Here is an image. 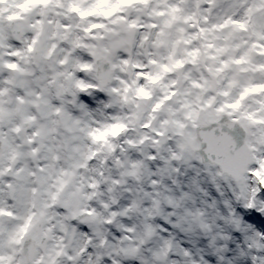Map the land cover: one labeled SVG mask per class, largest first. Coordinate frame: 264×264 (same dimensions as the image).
I'll return each mask as SVG.
<instances>
[{"label":"snow or ice","instance_id":"6c2138e0","mask_svg":"<svg viewBox=\"0 0 264 264\" xmlns=\"http://www.w3.org/2000/svg\"><path fill=\"white\" fill-rule=\"evenodd\" d=\"M3 2L0 0V4ZM105 6L108 10H104ZM19 7L25 13L38 9V15L46 16L53 8H65V5L62 0H23ZM66 9L57 14L72 19L68 13L83 18L97 14L111 17L121 9L128 11L127 16L119 15L111 20L108 44L102 51L110 56L133 47L144 49L143 53L137 51V55L147 57V70L144 63L128 59L121 60L120 69L124 71V66L130 65L134 70L135 96L148 101L145 114L151 111L158 125L153 134L166 137L170 132L177 138L175 147L167 149L170 160L183 159L187 163L194 158L206 166L208 183L215 194L201 187L195 178L189 185L201 194L203 207H184L182 213L165 212L161 201L153 199L152 207L144 209L146 221L153 217L164 221L160 230L167 236L161 237L157 258L167 256L170 251L186 257L192 255L168 232L167 225H171L190 238L202 234L207 248L220 264H232L231 260L225 262L223 255L230 242L237 236L247 240L248 234L255 231L246 221V215L254 212L264 216V155L254 154L256 149L250 139L264 144V0H96L90 8H81L72 0ZM2 19L0 46L5 38ZM20 19L18 15L8 17L9 21ZM39 25L37 21L31 27ZM57 27L61 29L62 40L73 47L79 46L69 24ZM36 42L34 37L32 43ZM28 50L32 51L31 45ZM92 55L98 53L93 50ZM102 58L107 60L108 56ZM2 66L22 71L14 63ZM80 67L87 69L90 65ZM137 81L147 83L137 84ZM121 83L127 92V83ZM77 87L83 89L88 85L77 81ZM63 91V86L57 84L55 95L59 97ZM5 92L0 89V264H58L57 258L62 256L74 262L85 252L89 253L85 264H99L100 257L93 261L84 241L90 243L95 236L103 242L104 221L85 203L91 197L79 187H73V173L57 167L61 152L71 158V153L79 151L71 144L77 137L65 136L60 140L58 130L62 127L65 132H73L79 121L53 106L49 88L39 93L26 90L23 95L17 94L7 107L3 100ZM112 92L119 90L114 88ZM80 108L83 111L84 106ZM122 127L114 126L113 134ZM29 157L36 161L35 169L29 164ZM177 171L170 166L162 170L169 178ZM152 183L155 185L156 181ZM172 183L179 187L176 180ZM223 184H227L230 196ZM188 200L195 204L190 193L181 192L179 198L165 196L163 204L175 210ZM53 204L62 210V215L48 211ZM53 215H57L56 227L64 234L61 239L66 237L77 245L73 248L75 255H68L63 244L49 247L42 243L52 231L45 226ZM144 230L147 236L153 235L151 224L146 222ZM256 234L264 238V232ZM25 237L33 242L31 246L22 244ZM38 245L45 248L46 259L44 256L34 259ZM17 246H21L19 255ZM202 251L197 249L199 264H209ZM190 264L197 261L191 260Z\"/></svg>","mask_w":264,"mask_h":264},{"label":"clouds","instance_id":"9594fccd","mask_svg":"<svg viewBox=\"0 0 264 264\" xmlns=\"http://www.w3.org/2000/svg\"><path fill=\"white\" fill-rule=\"evenodd\" d=\"M22 2L23 0H4L0 4V17L3 18L5 30L3 46H0V89L6 90L3 100L7 107L8 101L17 94L23 95L26 90L39 93L44 88H49L52 92L53 106L79 121L73 132H65L62 127L58 130L57 137L60 140L65 136L77 137L71 140V144L79 151L71 153V158L68 153L61 152L57 167L73 173L72 179L75 182L73 187H79L83 193L91 197L85 203L104 221L103 242L101 237L95 236L90 243L84 241L91 250L93 261L99 256V264H171L172 261L176 264H190L191 260H196L199 264L200 255L197 254V249H202L201 254L209 264H220L212 251L207 248V242L202 234L190 238L177 229H172L171 225H167L168 232L180 241L181 247L188 248L192 255L186 257L178 251H170L167 256L157 258L162 245L161 237L167 236V233L160 230L164 226V221L160 217L146 221L144 209L152 207L153 199L161 201L165 212L182 213L184 207H203L200 204L201 194L189 187L194 178L200 182L201 187L211 190L213 194L215 192L208 183L205 164L194 158L189 159L187 163L183 159H169L170 154L167 149L175 147L177 138L172 137L170 132L166 133V137L153 134L158 125L152 118L151 111L145 114L148 101L135 96L132 87L134 70L130 65H125L124 71L120 69L121 60L128 59L130 62L144 63L147 70V57L143 54L137 55V51L143 53L144 49L133 47L128 52L110 56L102 51L103 46L108 44L111 20L119 15L127 16L128 11L121 9L111 17L97 14L83 18L76 13H68V16L72 17L68 19L57 13L66 12L67 4L72 0H62L65 8H53L46 16L38 15V9L25 13L19 7ZM76 2L81 8H90L96 0H76ZM104 10L108 8L105 6ZM11 15H18L21 19L9 21L8 17ZM48 20L53 23L49 25ZM37 21H40V25L37 28L31 27ZM65 23L69 24L70 33L79 41V46L73 47L60 38L61 29L57 26ZM91 24H103L105 27L91 28ZM38 31L39 36H37ZM34 37L37 40L35 44L32 43ZM29 45L32 46V51L28 50ZM93 50L98 56L92 55ZM104 56H108V59H103ZM7 63L17 64L22 71L2 66ZM83 64L90 67L81 68L80 65ZM77 81L83 82L88 87L83 89L77 87ZM121 81L127 83V92L124 90L125 84ZM21 82L22 87L19 86ZM57 84L64 88L59 97L55 95ZM114 88L119 92H112ZM125 97L127 100L124 99ZM80 105L84 106L83 111ZM55 118L59 119L58 116ZM144 124L149 127H144ZM116 125L123 127L113 134ZM89 132L93 135H89ZM95 136L101 138L95 139ZM250 139L253 140V147L256 149L254 154L264 155V144L255 143V138L250 137ZM205 159H207L206 155ZM165 160H168V164ZM28 162L35 169L36 161L29 157ZM169 166L178 169L177 172L171 173V178L167 172H162ZM211 170L215 171V168ZM5 179L9 177L5 176ZM153 180L156 181L155 185L152 183ZM173 180L178 182L179 187L172 183ZM89 185L94 186L89 187ZM223 186L226 194L230 196L227 184ZM37 187L39 189L38 185ZM181 192L190 193L195 198V204L188 200L181 208L175 210L163 204L165 196L179 198ZM145 193L148 195L146 196ZM48 211L63 214L55 204ZM245 219L253 225L255 231L248 234L247 240L243 236L234 237L227 251L223 253L225 262L231 260L232 264H264V238L256 234L264 232V216L253 212L247 214ZM146 222L153 226L151 237L145 234ZM56 225L57 215H53L49 225L45 226L46 230L50 227L52 231L43 238L42 243L49 247L63 244L68 255H75L73 248L77 245L66 237L62 240L64 234ZM129 229L131 231H128ZM189 239L192 243H189ZM32 243L27 237L22 242L28 246ZM20 247L17 246V255ZM35 252L34 259L38 260L41 256L47 258L44 247L38 245ZM88 256L89 253L85 252L74 262L67 261L63 256L57 259L58 264H85Z\"/></svg>","mask_w":264,"mask_h":264}]
</instances>
